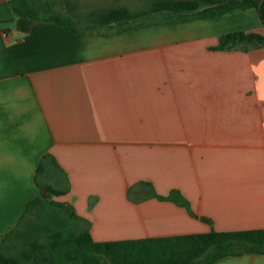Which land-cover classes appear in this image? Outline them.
Segmentation results:
<instances>
[{
    "label": "crops",
    "instance_id": "obj_1",
    "mask_svg": "<svg viewBox=\"0 0 264 264\" xmlns=\"http://www.w3.org/2000/svg\"><path fill=\"white\" fill-rule=\"evenodd\" d=\"M62 1L102 28L187 17L76 32L15 17L0 0V247L47 185L68 187L52 199L88 220L97 242L264 229V47L218 48L225 34L264 36L258 10L199 17L233 0ZM173 190L189 208L159 198Z\"/></svg>",
    "mask_w": 264,
    "mask_h": 264
},
{
    "label": "trees",
    "instance_id": "obj_2",
    "mask_svg": "<svg viewBox=\"0 0 264 264\" xmlns=\"http://www.w3.org/2000/svg\"><path fill=\"white\" fill-rule=\"evenodd\" d=\"M9 5L15 17L53 22L76 32H111L145 22L187 17L166 13L102 28L70 16L62 0H9ZM174 7L196 10L199 6L196 2H177ZM248 8H256L264 24V0H233L195 15L213 17ZM3 31L9 29L4 28ZM238 47L262 48L264 36L257 32H234L221 36L219 49ZM45 169L42 161L36 175V183L40 187L39 174ZM46 191L49 198L40 193L31 200L17 227L5 237L0 247V264H212L227 256L264 255V229L212 230L184 236L97 242L92 238L88 220L78 216L72 205L52 199V196L66 194L68 187L47 185ZM159 198L173 200L189 208L188 201L178 190Z\"/></svg>",
    "mask_w": 264,
    "mask_h": 264
}]
</instances>
